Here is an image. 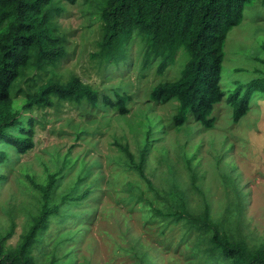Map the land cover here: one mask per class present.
<instances>
[{
	"label": "rangeland",
	"instance_id": "1",
	"mask_svg": "<svg viewBox=\"0 0 264 264\" xmlns=\"http://www.w3.org/2000/svg\"><path fill=\"white\" fill-rule=\"evenodd\" d=\"M65 3L59 22L69 41V56L60 67L61 74L67 78L76 75L105 92L121 87L135 103L125 118L110 110L93 118L70 104L34 111V147L19 156L12 154L10 167L0 170V176L4 173L7 177L0 187V237L13 230L7 245L18 244L41 208L36 187L60 173L55 199L81 215L53 219L43 244L34 252L36 257L44 260L57 242L69 240L59 252L61 259L67 249L71 250L70 257L62 260L64 264H201L193 257L202 248L196 247L193 239L198 233L189 243L183 242L185 226L164 230L162 224L146 219L141 205L125 201L130 182H139L141 189L146 186L125 167L116 146L129 145L138 153L148 129L140 108L156 83L178 77L185 63L183 52L164 77L156 76L155 71L140 75L142 57L137 44L130 50L136 64L130 70L101 69L94 57L102 27L99 4L96 0ZM263 73L264 8L256 3L245 9L243 22L226 41L221 79L226 96ZM22 104L23 100L15 104V110L20 111ZM172 113L171 105L154 104V114L148 115L155 125ZM215 115L216 128L188 143L185 132L176 130L154 142L147 172L158 188L174 194L184 191L191 211H201L207 203L213 221L222 230L250 247H258L264 244V97L256 96L250 112L238 123L225 102L216 108ZM153 132L154 138L159 137V131ZM84 166L88 178L78 181Z\"/></svg>",
	"mask_w": 264,
	"mask_h": 264
},
{
	"label": "trees",
	"instance_id": "2",
	"mask_svg": "<svg viewBox=\"0 0 264 264\" xmlns=\"http://www.w3.org/2000/svg\"><path fill=\"white\" fill-rule=\"evenodd\" d=\"M77 1L0 0V170L10 167L12 154L19 156L34 147L32 113L36 110L70 104L93 118L106 110L125 118L135 103L133 96L121 87L105 92L94 89L76 75L67 78L61 74L60 67L69 56V41L61 31L59 18L65 14V2L75 5ZM96 2L102 27L94 57L101 69L130 70L132 64L136 65L130 55L136 44L142 57L141 76L155 71L156 76L164 77L175 66L179 53L185 56L178 77L156 83L147 94V103L140 108L148 129L138 153L134 154L129 145L116 143L125 167L146 186L141 189L139 182H130V195L125 201L141 205L146 219L162 224L164 230L185 226L183 242L189 243L191 236L198 233L193 239L196 247L202 248L193 257L199 258L201 264H264V244L250 247L245 240L232 238L213 221L207 203L201 211H191L184 191L174 194L158 188L147 172L150 147L164 140L170 131L185 132L188 143L202 132L216 128L215 110L223 102L232 109L233 121L238 123L250 112L253 99L264 97V73L238 86L229 96L221 80L230 32L243 22L248 6L257 3V7L264 8V0ZM22 100L21 110H15V104ZM154 104H169L174 113L168 120L153 125L148 114H154ZM154 130L159 131V137L154 138ZM187 156L190 164L191 158ZM188 169L193 174L190 166ZM86 178L84 166L78 181ZM59 179L60 173H55L46 184L36 187L41 194V208L16 246L7 245L13 230L0 237V264H64L62 260L70 257L71 250L67 249L59 259L61 246L69 240L57 242L54 251L44 255V260L34 255L53 219L81 215L55 199ZM6 180L3 173L0 187ZM192 187L200 192L194 183ZM240 209L243 210L242 205ZM42 247L43 253H47Z\"/></svg>",
	"mask_w": 264,
	"mask_h": 264
}]
</instances>
